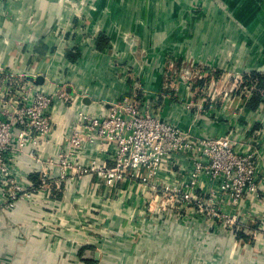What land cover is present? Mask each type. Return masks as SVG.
Instances as JSON below:
<instances>
[{
	"label": "crops",
	"instance_id": "1",
	"mask_svg": "<svg viewBox=\"0 0 264 264\" xmlns=\"http://www.w3.org/2000/svg\"><path fill=\"white\" fill-rule=\"evenodd\" d=\"M193 60L216 74L212 93L251 72L264 73L249 70L264 66V0H0V63L28 77H42L36 82L42 89L64 84L80 96L78 109L60 107L44 157L66 146L79 109L100 115L136 81L164 119L192 127L197 134L227 132L243 96L236 95L229 104L219 94L218 101L206 104L207 113L195 119L188 105L197 96L181 76ZM246 104L235 139L241 152L260 155L262 194L264 104L258 109ZM81 151V162L103 157L111 163L109 153L94 144L86 143ZM23 162L30 177L38 180L42 166L28 156ZM163 176L170 183L176 180ZM143 188L126 181L108 186L88 174L82 183H65L57 201L21 200L0 215V264H97L101 256L105 264H128L133 257L147 264H264V221L252 201L245 203L254 210L250 233L234 236L200 223L194 232L182 230L183 242H178L177 223L158 218L145 223L139 239L125 240L132 235L126 228L147 193ZM162 228L163 237L167 230L173 235L159 238ZM107 231L112 235L105 243L97 242Z\"/></svg>",
	"mask_w": 264,
	"mask_h": 264
},
{
	"label": "built area",
	"instance_id": "2",
	"mask_svg": "<svg viewBox=\"0 0 264 264\" xmlns=\"http://www.w3.org/2000/svg\"><path fill=\"white\" fill-rule=\"evenodd\" d=\"M181 72L197 96L188 105L197 119L207 113L209 100L220 96L218 90L212 93L217 76L197 61ZM257 88V81L237 78L222 97L224 103L231 104L236 95L243 96L241 107L232 113L230 128L207 135L161 117L146 101V89L136 81L130 92L100 115L79 109L78 122L67 135L66 146L44 157L42 150L52 141L60 107L78 109L80 96L71 94L64 84L53 90L42 89L26 72L0 63V215L14 210L21 200L57 201L65 183L76 179L82 183L92 174L108 186L126 181L147 189L137 219L126 228L139 232L134 239L144 233L145 223L156 218L179 222L186 231L201 223L208 224L210 230H229L234 236L250 233L248 222L255 219L254 210L245 207L247 201L253 202L257 216L264 221V193L260 192L263 170L260 155L241 152L235 138L240 132L241 111ZM262 94L264 97V90ZM86 143L109 153L106 159L111 163L103 157L81 162ZM24 156L42 166L37 181L26 172ZM163 175L176 180L170 183ZM111 235L107 231L97 242Z\"/></svg>",
	"mask_w": 264,
	"mask_h": 264
},
{
	"label": "rangeland",
	"instance_id": "3",
	"mask_svg": "<svg viewBox=\"0 0 264 264\" xmlns=\"http://www.w3.org/2000/svg\"><path fill=\"white\" fill-rule=\"evenodd\" d=\"M192 62H195L194 60L192 61ZM226 85H224V87H223V89L221 88V90H219V93L218 94H222V96H224L228 91H229V89L232 87V85H228V86H226ZM129 216H130V214H128ZM138 215V214H137ZM137 219V216H135L134 217V220L133 221H135ZM157 219L158 218H156L155 220H150V224L151 223H153V222H156L157 221ZM167 220V219H166ZM170 220V219H169ZM178 220V219H177ZM174 225H175V223H174ZM176 234H177V236H176V239H177V241L178 242H183V236H182V230L183 231H185L186 233H189V232H194L195 231V228L194 229H187V231H186V229H183L182 228V226H181V224L178 222V225L176 224ZM165 228H167V227H165ZM144 231H145V229H144ZM160 231H161V233H160V237L159 238H163V239H166V238H168V237H171L172 235H173V231L172 230H167L166 231V234H165V237H163L164 236V233H163V231H165L163 228L162 229H160ZM196 231H199V230H196ZM200 231H201V229H200ZM142 232V231H141ZM170 233H172V234H170ZM139 234V232L137 231V230H135L134 229V231H133V235H131V233H130V235L131 236H126V238H125V240H133V241H135L136 239H138V238H136V239H134V237L136 236V235H138ZM195 235V234H194ZM139 237V236H138ZM162 240V239H161ZM106 241V240H105ZM105 241L104 242H101V243H105ZM168 243V242H167ZM122 245H124L125 243H121ZM169 244V243H168ZM103 245V244H102ZM103 247H105V245H103ZM133 247L135 248V250H134V252L136 253V251H138V248H136V246L135 245H133ZM139 247V246H138ZM133 248V249H134ZM114 251V250H113ZM133 251V250H132ZM142 252H144V250H142ZM115 253H117L116 251H115ZM98 262H97V264H105L106 263V261H105V259H104V257H100L98 260H97ZM107 262H109V261H107ZM111 262V264H121V261L119 262V261H117V260H111L110 261ZM148 262V261H147ZM147 262H143V260L142 259H137V258H132L131 260H129L128 261V264H147ZM168 264V263H167Z\"/></svg>",
	"mask_w": 264,
	"mask_h": 264
},
{
	"label": "trees",
	"instance_id": "4",
	"mask_svg": "<svg viewBox=\"0 0 264 264\" xmlns=\"http://www.w3.org/2000/svg\"><path fill=\"white\" fill-rule=\"evenodd\" d=\"M246 82L251 83L252 81H257L258 88L254 90V93L251 97V99L247 102L246 106L248 109H258L262 106V103H264V97H263V90H264V73L261 72H251L248 75H246ZM199 83H202V81H199ZM36 178V177H35ZM37 180V178L35 179ZM86 248H81V253L84 252ZM93 262V260H92Z\"/></svg>",
	"mask_w": 264,
	"mask_h": 264
},
{
	"label": "water",
	"instance_id": "5",
	"mask_svg": "<svg viewBox=\"0 0 264 264\" xmlns=\"http://www.w3.org/2000/svg\"><path fill=\"white\" fill-rule=\"evenodd\" d=\"M249 70L250 71H264V66H261V67H257V68H255V67H252V68H249ZM33 82H40V80L42 79V77H38V78H35V77H33V76H30L29 77ZM99 253H97V258L99 257Z\"/></svg>",
	"mask_w": 264,
	"mask_h": 264
}]
</instances>
